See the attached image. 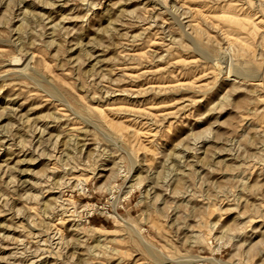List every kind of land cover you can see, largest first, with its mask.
I'll return each instance as SVG.
<instances>
[{
	"label": "rangeland",
	"instance_id": "374dc122",
	"mask_svg": "<svg viewBox=\"0 0 264 264\" xmlns=\"http://www.w3.org/2000/svg\"><path fill=\"white\" fill-rule=\"evenodd\" d=\"M0 264H264V0H0Z\"/></svg>",
	"mask_w": 264,
	"mask_h": 264
},
{
	"label": "bare ground",
	"instance_id": "6f19581e",
	"mask_svg": "<svg viewBox=\"0 0 264 264\" xmlns=\"http://www.w3.org/2000/svg\"><path fill=\"white\" fill-rule=\"evenodd\" d=\"M245 67V66H244ZM249 67V66H248ZM246 68V70H248L249 68H247V67H245ZM250 70V69H249ZM244 72H245V70H244ZM251 73H252V71H250ZM249 71L247 72V73H250ZM247 73H245V74H247ZM246 76H249V75H246ZM254 78V77H253ZM93 105V104H92ZM80 106V105H79ZM95 106H93V108L91 109V113H90V110H89V108L87 109V110H89V111H87V112H89L87 115H93L94 116V121H97V122H101V123H103V122H105V120H104V118L102 117V115L100 114V112L102 111L103 112V110H102V108H101V111H99L98 110V108L96 109V108H94ZM96 107H98V106H96ZM81 108V107H80ZM100 108V107H99ZM84 110V109H83ZM79 112V111H78ZM82 112V111H81ZM85 111H83V113H84ZM105 114V113H104ZM81 115V114H80ZM84 116H85V114H83ZM106 116V115H105ZM89 117V116H88ZM91 117V116H90ZM86 118V117H85ZM91 118V119H92ZM93 119H92V121H93ZM109 120V119H108ZM93 121V122H94ZM112 121V120H111ZM113 122V121H112ZM92 123V122H91ZM96 123V122H95ZM107 123H108V121H107ZM97 124V123H96ZM105 124V123H104ZM113 124V123H112ZM95 125V124H94ZM109 125H111V124H109ZM107 126V125H106ZM103 129V128H102ZM110 129H111V127H110ZM113 129V128H112ZM114 129H116V128H114ZM110 131H112V130H110ZM113 133V132H112ZM97 169V168H96ZM71 171V170H70ZM82 180V179H81ZM83 181V180H82ZM66 200V199H65ZM91 206V205H90ZM100 208V207H99ZM91 209V208H90ZM93 210V209H92ZM62 215V214H61ZM214 224V223H213ZM212 227V226H211ZM197 232V231H196ZM195 239V238H194ZM98 243V242H97ZM100 243V242H99ZM100 247V246H99Z\"/></svg>",
	"mask_w": 264,
	"mask_h": 264
}]
</instances>
